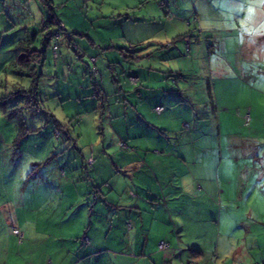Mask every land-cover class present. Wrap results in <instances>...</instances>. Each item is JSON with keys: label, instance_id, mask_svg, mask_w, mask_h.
I'll list each match as a JSON object with an SVG mask.
<instances>
[{"label": "rangeland", "instance_id": "374dc122", "mask_svg": "<svg viewBox=\"0 0 264 264\" xmlns=\"http://www.w3.org/2000/svg\"><path fill=\"white\" fill-rule=\"evenodd\" d=\"M161 1L47 0L66 31L46 43V34L58 31L56 24L46 23L47 4L0 0V264H28L31 251L41 252L53 240L56 249L62 233L54 230L64 226L58 201L65 181L89 180L92 159L102 172L108 164L102 176H120L116 166L123 154L135 151L119 146L126 142L128 124L138 114L152 126L159 118L145 113L144 94L135 88L157 92L171 84L187 101L173 107L168 100L160 103L161 113L170 114L176 126L168 135L171 147L158 146L144 155L165 158L175 146L186 148L172 152L184 158L181 163L169 159L176 180L164 187H178L172 208L189 204L191 179L211 178L213 187L223 190L221 197L210 196L212 244L206 250L212 264H229L235 247L240 263H264V0ZM34 35V46L45 53L35 75L22 77L11 62L18 43ZM180 41L178 58L169 60L167 53ZM163 68L172 72L160 73ZM147 76L152 81L143 86ZM35 78L37 104L30 95ZM178 123L184 126L180 130ZM190 133L193 147L187 144ZM145 204L161 212L155 202ZM43 221L49 225L43 227ZM122 226L113 232L122 236ZM13 227L23 231L21 241ZM234 238L235 245L216 252L223 240ZM53 251L50 247L47 253L54 256ZM181 251L182 262L189 258L180 245L175 263Z\"/></svg>", "mask_w": 264, "mask_h": 264}, {"label": "crops", "instance_id": "0c3cea01", "mask_svg": "<svg viewBox=\"0 0 264 264\" xmlns=\"http://www.w3.org/2000/svg\"><path fill=\"white\" fill-rule=\"evenodd\" d=\"M181 47L182 42H177V47L174 46L169 50L167 58L169 60L177 59V48ZM158 71L160 73L172 72L165 69ZM151 81L152 78L148 77L143 82V86ZM138 88L144 94L141 102L142 109L147 115L157 113L156 115L159 116L153 121L154 126L151 121H148L145 114H138L134 122L128 124L129 129L126 130L125 141L128 144L127 147L132 146L135 151L123 154V162L116 166V170L121 172L120 176L116 174L102 176L104 172L108 171V164L103 167L104 171L102 172V168L96 166V160L92 159L89 167L90 174L87 175L89 180L84 182L64 180L66 183L63 186L64 195L58 201V207L61 208L59 212L62 214L59 223L62 222L64 226L54 230L55 233L58 230H60L59 233H62L61 236H58L60 238L56 239L59 243H57L56 249L54 248L55 240H53L51 244H47L45 247L43 245L41 252L35 254L34 251H31L32 261L28 264H212L211 254L206 250V246L212 244L208 227L210 218L214 216L209 210L210 196L221 197L223 190L214 188L211 178L202 176V181L199 183L191 179L192 196L189 197V204L186 203L180 209L175 205L172 208L171 203L177 199L178 187L172 186L173 188L170 189L164 187V183L174 185L173 182L176 180L174 167L169 159L174 157L178 163H181L184 158H178L172 152L186 151V148L183 147L185 148L183 150V148L179 149L175 146L165 158L154 154L144 155L148 149H159L160 147L170 149L171 144H167L168 135L176 131V126L171 123L172 116L161 113L165 110L164 107L160 112L155 111L154 108L162 106L160 103L167 102V100L172 107L177 103L183 104V102H187L184 98L185 95L172 84L168 85V88L165 87L166 90L157 92H152L153 88L150 87L140 86L135 89ZM145 88L146 92H144ZM140 89L137 91L139 92ZM147 104L150 105V112L147 109ZM199 104L205 105L207 100L198 101L197 105ZM168 121L169 123H167ZM132 124H136L134 132L130 131ZM178 125L180 126L179 130L184 127L180 123ZM153 128L154 130H152ZM190 140L187 142L188 146L193 144L192 135ZM136 141L139 146L136 145ZM196 169L200 170L202 166L196 165ZM94 192L97 194L94 196L95 198L92 197ZM147 202L158 204L161 207V212H158L159 210L154 206L147 210L145 207ZM122 207L124 210L121 214H116ZM71 211H73L72 214H70ZM230 214L235 215V212L232 211ZM177 217L180 218L179 221ZM220 217L218 221H220ZM26 220L28 217L24 219V221ZM183 222L191 225L192 230L185 229ZM47 225L49 222H42L43 227ZM121 225H123V235H116L113 230ZM115 240L119 246H116ZM235 240L236 238L231 242L223 240L221 245L216 247V252L219 253L221 247L231 248L232 245H235ZM162 242L166 244L164 248L160 247ZM180 245L188 250L189 258L182 262L183 253L181 251L180 255L178 254L180 263H175ZM50 247L51 251L54 250L52 252L54 256L47 253ZM236 249L237 247L233 248L234 256L228 260L229 264H252L240 263L236 259ZM238 252L240 253L241 250L239 249ZM215 260L217 261V258ZM224 261L225 259L222 260V262ZM218 264L224 263L218 262ZM254 264L261 263L254 261Z\"/></svg>", "mask_w": 264, "mask_h": 264}, {"label": "trees", "instance_id": "16d2710c", "mask_svg": "<svg viewBox=\"0 0 264 264\" xmlns=\"http://www.w3.org/2000/svg\"><path fill=\"white\" fill-rule=\"evenodd\" d=\"M41 1L48 5L47 0H41ZM48 6H49V15L46 18V23L48 24V26L56 24L58 31L54 34L52 32H48L45 36V42L46 43H48L50 41L51 37L54 36L55 34H56L55 35L56 37H60V36H62L60 31H62V30L66 31L65 28L63 27L62 23L58 20L56 15L53 13L51 6L50 5H48ZM45 30H47V26L45 27ZM66 37L71 38V35H69L66 32ZM34 42H35V35L32 38L23 39L22 41H20L17 45V48H16L17 51H16L15 59L11 62L14 65V67H16V69H19V75L22 77L26 76L25 74L35 75L36 64L39 65L43 56H44L45 50L43 49V47H39V48L35 47ZM53 46H57V45L55 44ZM53 46H52L53 58L56 60L59 56L58 46H57L56 51L53 50ZM92 59L96 60L95 57H92L91 60ZM94 61H92V62H94ZM91 70H92V72H94L95 70L97 72V69L95 67H92ZM96 72H94V73H96ZM36 81L37 80L35 78L33 80V86L31 88V92H30L31 94L30 95L32 96V99L34 96L33 100L37 104V101H40L39 100L40 95H38V85H37ZM38 96H39V99H38ZM26 132H25V134H26ZM59 133H60V131L58 129H56L55 134L58 135ZM25 134H23V136ZM94 196H97L96 192L93 193L92 197H94Z\"/></svg>", "mask_w": 264, "mask_h": 264}, {"label": "built area", "instance_id": "2783aa9c", "mask_svg": "<svg viewBox=\"0 0 264 264\" xmlns=\"http://www.w3.org/2000/svg\"><path fill=\"white\" fill-rule=\"evenodd\" d=\"M164 2H165L164 0L161 1L162 4H164ZM56 49H57V46H53V50L56 51ZM188 49H189V47H187V50ZM94 60L95 59H92V61H94ZM94 72H96V70ZM130 79H131V81H134L135 82L137 80V77L136 76H133ZM154 109H155V111L160 112L163 109V106H156ZM244 118H245V123H247V120L249 119V115L246 114L244 116ZM119 146L121 148H127V144L125 142H120L119 143ZM12 232H13V234H15L18 237L19 241L22 240V238H23V232L22 231H20L18 228H13ZM165 246H166V244L164 242H162L160 244V247L161 248H164Z\"/></svg>", "mask_w": 264, "mask_h": 264}, {"label": "clouds", "instance_id": "9594fccd", "mask_svg": "<svg viewBox=\"0 0 264 264\" xmlns=\"http://www.w3.org/2000/svg\"><path fill=\"white\" fill-rule=\"evenodd\" d=\"M14 228V227H13ZM13 230V229H12ZM20 230V229H19ZM21 231V230H20Z\"/></svg>", "mask_w": 264, "mask_h": 264}]
</instances>
